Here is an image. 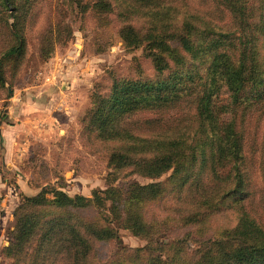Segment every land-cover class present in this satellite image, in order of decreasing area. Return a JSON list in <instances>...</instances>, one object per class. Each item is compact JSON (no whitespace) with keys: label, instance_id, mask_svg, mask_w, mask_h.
Wrapping results in <instances>:
<instances>
[{"label":"rangeland","instance_id":"1","mask_svg":"<svg viewBox=\"0 0 264 264\" xmlns=\"http://www.w3.org/2000/svg\"><path fill=\"white\" fill-rule=\"evenodd\" d=\"M97 1L0 0V60L3 51L19 41L13 35L14 24L24 37L18 61L0 64L7 78L6 86L0 87V264H24L27 259L22 250L13 251V258L7 250L17 213L30 219L65 212L55 207L19 208L24 197L44 193L51 198L50 189L66 192L74 203L75 195L90 197L96 189L125 191L131 183L159 184L160 198L145 203L143 212L156 228L149 238L169 244L170 254L156 248L169 264H197L186 261L199 262L208 245H213L209 257L213 263H207L215 264L223 252L233 255L256 244L246 223L254 219L264 229V82L259 83L264 78V0H244L243 14H230L221 5L216 8L214 0L202 4L185 0L190 11L208 14L209 27L220 32L208 38L190 36L194 53L180 46L177 34L169 40L162 36L158 40L169 50L159 71L150 57L159 49L148 46L152 40L146 36L147 28L133 22L140 42L127 43L116 13L100 10ZM44 33L52 41L44 43ZM246 44L254 47L256 62L250 66L255 72L238 95L239 90L208 77L209 65L217 52L225 50L238 66L243 61L239 50ZM114 77L155 83L154 93L167 101L168 106L159 103L133 113L129 121L133 132L153 131L161 139L186 143L194 140L198 153L187 152L158 177L112 163L110 155L118 144L99 139L87 121L94 93L107 95ZM231 122L241 143L238 185L236 180L215 179L211 168L204 166V155L218 140L212 127ZM229 171L234 169L227 165L221 175ZM240 188L241 195L233 196ZM228 193L233 194L225 199ZM105 204L109 207L110 202ZM93 214L83 213L85 218ZM36 234L35 228L32 235ZM119 235L121 244L110 241L99 247L103 262L120 256L119 245L147 244L128 229H120ZM257 256L255 264H264V254Z\"/></svg>","mask_w":264,"mask_h":264},{"label":"trees","instance_id":"2","mask_svg":"<svg viewBox=\"0 0 264 264\" xmlns=\"http://www.w3.org/2000/svg\"><path fill=\"white\" fill-rule=\"evenodd\" d=\"M8 1L5 0V2ZM199 1L202 4L209 3L210 0ZM214 1L215 3H212L216 8L219 5L225 6L230 14H243L246 9L244 0ZM95 5L105 13H116L117 19L123 24L120 35L127 43L137 45L140 42V31L133 25V22L147 28L146 36L152 40L148 46L159 49V53L150 52L152 55L150 57L158 71L164 69L162 65L165 60L164 55L169 50L165 41L158 40L162 36H166L169 40L172 35L177 34L180 46L194 53V39L190 36L208 38L214 34L212 32H220L209 27L208 14L192 9L190 11L185 0H98ZM16 27L17 25L14 24L16 31H13V35L18 37L19 41L3 51L0 64L5 60H14V58L18 61L19 56L24 52V37ZM47 32L52 34L54 31L51 29ZM158 35L160 36L157 37ZM44 37V43L52 41L46 33ZM253 49L254 47L246 44L239 50L243 61L238 66L230 60L228 52L225 50L217 52L209 65L208 77L211 80H221L233 91L239 90V95L247 81L254 78L255 69L250 66L251 62H256L253 59ZM255 66L257 71L258 67ZM261 78H259L260 84L264 82L263 76ZM111 82L107 95L100 92L94 93V103L89 110L87 125L97 133L99 139L118 144L110 155L112 163L137 167L144 176L158 177L170 169L173 164H177L179 159L183 157L185 159L187 152L198 153L197 144H193L194 140L193 143L192 141L186 143L181 139H161L159 135L152 133L153 131L133 132L134 129L130 127L132 123L129 124L133 113L159 103H165L164 106H168L167 101L154 93V88H157L155 83L133 82L117 77H114ZM6 84L7 78L0 69V87H5ZM156 123V121L148 123V126L153 127ZM235 127L234 122L212 127L210 132L218 135V140L213 143L209 154L204 155L206 158L204 166L211 168L215 179L219 178V181L236 180L238 185L241 182L238 169L241 143L238 134L234 131ZM208 128L205 126V132ZM230 136H234L232 141H229ZM227 165L234 171L221 175V171H224ZM158 187L157 183L149 185L131 183L125 191L117 188L96 189L92 191L90 197L75 195L74 203L71 202L70 195L58 189H50L51 198L44 193L24 197L23 203L19 206L20 209L28 206L55 207L65 209V212L45 217L33 215L30 219L21 212L17 213L15 216L17 227L13 241L7 249L8 254L13 258V251L22 250L27 257L24 259V264H169L167 260H163L161 252L158 255V249H156L160 246L165 254H170L169 244L163 240L160 243L159 237L149 238V232L156 228L154 224H149L145 220L143 212L145 203L160 198ZM233 192L235 193H232L233 196L239 197L241 188ZM230 194L228 193L225 199ZM105 202H110L109 207ZM85 211L94 214L85 218L83 215ZM246 224L251 227L249 234L257 243L244 251L237 250L233 255L227 256L223 252L220 261L215 264H255L259 258L257 255L264 254V229L254 219L247 220ZM35 228L37 234L34 236L32 232ZM120 229L132 231L133 234L144 238L147 244L140 248L119 245L118 254L120 253V256L115 255L111 260L103 262L98 256L99 247L110 241L120 243ZM32 241H34L33 246ZM154 244L157 247H154ZM212 254L213 245L211 248L208 245L207 249L202 252L199 262L186 261V263L208 264L207 261H210Z\"/></svg>","mask_w":264,"mask_h":264},{"label":"crops","instance_id":"3","mask_svg":"<svg viewBox=\"0 0 264 264\" xmlns=\"http://www.w3.org/2000/svg\"><path fill=\"white\" fill-rule=\"evenodd\" d=\"M67 85H69V84H67ZM68 88H70V85H69V87Z\"/></svg>","mask_w":264,"mask_h":264}]
</instances>
